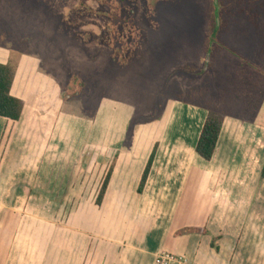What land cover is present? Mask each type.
Returning <instances> with one entry per match:
<instances>
[{
    "label": "rangeland",
    "instance_id": "374dc122",
    "mask_svg": "<svg viewBox=\"0 0 264 264\" xmlns=\"http://www.w3.org/2000/svg\"><path fill=\"white\" fill-rule=\"evenodd\" d=\"M0 61L13 68V95L31 113L3 139H27L38 152L31 162L47 160L56 132L64 152L48 161L67 164L77 143L98 140L91 132L99 126L102 133L125 130L123 150L137 146L145 156L177 102L245 124L264 121V0H0ZM106 114L116 121L103 122ZM69 130L77 143L65 138ZM17 148L1 152L0 162L7 156L8 167L22 168ZM63 172L52 171L50 180ZM39 179L32 182L47 189ZM36 197L0 201V215L8 210L0 219V258L76 264L58 213L69 201Z\"/></svg>",
    "mask_w": 264,
    "mask_h": 264
},
{
    "label": "crops",
    "instance_id": "0c3cea01",
    "mask_svg": "<svg viewBox=\"0 0 264 264\" xmlns=\"http://www.w3.org/2000/svg\"><path fill=\"white\" fill-rule=\"evenodd\" d=\"M179 105L173 104L175 109L171 110L161 136L152 140L151 145L144 142L149 149L145 156L137 146L123 150L125 130L117 135L102 133L99 126L91 132L98 140L91 139L87 145L75 142L76 135L71 130L66 132L65 138L77 143L80 149L67 153L70 157L65 165L48 161L50 156H62L64 152L59 140L62 137H56V132L52 134L56 140L52 139L50 145L53 149L43 153L48 155L47 160L39 158L36 163L31 162L30 156L38 154L37 149L31 151L27 139H19L17 133L9 140L3 139L5 129L31 115L25 106L19 122L0 118V153L6 150L11 155V148L18 145L23 165L19 169L8 167L7 156L0 162V201L13 203L39 194L69 201L67 210L65 204L58 213L66 219L61 226L74 244L76 264H155L161 252L180 257L181 264H264V181L260 176L264 163V121L245 124L225 116L216 154L207 162L196 154L195 147L208 111ZM180 112L184 121L177 124ZM106 118L116 121V117L106 114L103 122ZM57 123H52L53 128ZM44 134L47 136L45 131ZM228 138H232L229 144ZM156 145L155 160L139 194L143 171ZM113 158L112 176L103 202L97 206L98 190ZM60 167L65 170L61 179L51 181L52 171ZM66 170L79 172L72 177L71 172L65 174ZM31 175L40 178L39 187L47 189H38ZM71 203L75 204L71 207ZM7 211L0 215L3 222ZM190 227L200 233L177 235ZM2 236L0 227V239ZM213 239H217L219 251L212 247ZM26 263L27 260L22 264ZM0 264H12L10 256L0 258Z\"/></svg>",
    "mask_w": 264,
    "mask_h": 264
},
{
    "label": "trees",
    "instance_id": "16d2710c",
    "mask_svg": "<svg viewBox=\"0 0 264 264\" xmlns=\"http://www.w3.org/2000/svg\"><path fill=\"white\" fill-rule=\"evenodd\" d=\"M15 80V73L9 64L0 63V118H4L11 122H19L24 111V102L12 94V88ZM224 116L216 111H209L204 122L202 131L197 141L195 152L204 161L210 162L213 160L217 143L223 128ZM158 145H156L147 161L146 167L143 171L141 181L138 187V193L141 194L145 188L147 179L149 177L153 162L156 157ZM113 163L108 168L98 190L97 199L95 201L97 206L103 202L105 192L109 185V181L113 172ZM261 180L264 181V163L261 169ZM199 231L198 229H185L180 234H191ZM207 233V231H203ZM212 246L215 247L214 242ZM218 250L217 247H215Z\"/></svg>",
    "mask_w": 264,
    "mask_h": 264
},
{
    "label": "built area",
    "instance_id": "2783aa9c",
    "mask_svg": "<svg viewBox=\"0 0 264 264\" xmlns=\"http://www.w3.org/2000/svg\"><path fill=\"white\" fill-rule=\"evenodd\" d=\"M181 264V258L168 252H161L155 261V264Z\"/></svg>",
    "mask_w": 264,
    "mask_h": 264
}]
</instances>
